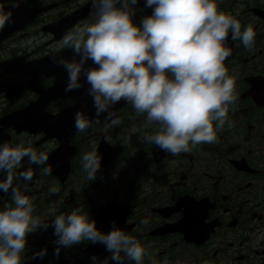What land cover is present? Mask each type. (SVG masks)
<instances>
[{
	"label": "flooded vegetation",
	"instance_id": "1",
	"mask_svg": "<svg viewBox=\"0 0 264 264\" xmlns=\"http://www.w3.org/2000/svg\"><path fill=\"white\" fill-rule=\"evenodd\" d=\"M22 2L27 9L48 11L0 45V142L48 153L51 175L41 176L32 165L33 180L18 181L34 198V215L51 225L49 205L57 214L81 207L99 230L107 233L115 222L140 240L157 264H264V0H218V9L236 16L242 30L253 25L255 44L249 51L231 34L226 42L232 54L225 66L238 95L228 114L231 126L217 132V142L176 156L140 142L138 137L157 126L144 129V117L130 104L118 111L119 126L100 119L77 133V111L95 116L88 86L64 92L67 80L58 79L62 67L51 58L71 51L57 47L66 29L55 25L91 0ZM15 6L16 0H0L2 8ZM93 22L88 13L74 27ZM19 42L24 49L13 48ZM12 63L33 68L19 73ZM132 127L139 131L127 138ZM93 144L103 157L101 169L95 181L86 182L80 161ZM28 166L26 158L20 170ZM51 185H59V194H49ZM10 195L0 192V208L11 202ZM144 219L150 222L144 225ZM53 232L50 226L28 235L22 264H91L94 255L110 256L102 244L89 242L61 248L56 256ZM45 248L44 257L32 258Z\"/></svg>",
	"mask_w": 264,
	"mask_h": 264
},
{
	"label": "clouds",
	"instance_id": "2",
	"mask_svg": "<svg viewBox=\"0 0 264 264\" xmlns=\"http://www.w3.org/2000/svg\"><path fill=\"white\" fill-rule=\"evenodd\" d=\"M138 3L91 0L94 22L67 30L58 42V48L72 53L71 58H51L67 74L64 92L87 84L86 95L95 109L94 118L84 111L75 113L76 132L86 133L101 117L109 127L119 126L114 106L124 101L137 117H144V129L157 126L138 137L141 143L176 156L217 142V132L226 123L231 126L230 106L238 100L235 80L225 66L232 54L226 42L231 34L233 41L240 40L251 51L256 38L253 25L242 30L236 16L218 9V0H145L144 6L152 8V13L136 23ZM10 23L12 12L0 7V30ZM138 131L132 127L127 138ZM26 158L29 166L21 171ZM102 158L95 144L82 155L86 182L97 179ZM48 159L47 151L0 142V175L4 177L0 192L11 193V202L0 208V264H22L28 235L50 226L57 237L56 256L61 248L89 242L102 244L110 253L104 260L92 256L91 264H144L145 259L157 264L148 246L116 227L115 222L107 233L99 230L81 207L57 214L54 204L49 205L51 225L34 215V198L20 190L18 181L33 180L36 172L32 165L40 169L41 176L51 175L53 167ZM48 192L59 194V185H51ZM149 222L141 221L144 225ZM46 253L47 249H42L32 258Z\"/></svg>",
	"mask_w": 264,
	"mask_h": 264
},
{
	"label": "water",
	"instance_id": "3",
	"mask_svg": "<svg viewBox=\"0 0 264 264\" xmlns=\"http://www.w3.org/2000/svg\"><path fill=\"white\" fill-rule=\"evenodd\" d=\"M22 6H24V5L21 4V5H19V7L16 8V10H15L16 17L12 18V23L8 24L7 28L4 29L0 33V42L3 38H5L7 36V33L19 30L26 23H29L30 19L32 20L36 15H38L40 13L39 10L28 11L27 13H24L26 11H22V9H23ZM21 13L27 14V16H22ZM70 20H72V19H70ZM73 21H71V24L73 23ZM75 21H77V20H75ZM65 22H67V21H65ZM62 56L66 57V58H71L72 53H71V51H67V52H64V54ZM89 65H91V61H89ZM32 68L33 67H31L27 70H30ZM57 76H58V79L60 78V80H67V74L63 68L60 69V74H58ZM90 100H91V98H90ZM124 105H126V102L121 101L120 103H118L117 105L114 106V110L117 111L118 109L122 108ZM94 115H95V113H94ZM101 118H103V117H101Z\"/></svg>",
	"mask_w": 264,
	"mask_h": 264
},
{
	"label": "rangeland",
	"instance_id": "4",
	"mask_svg": "<svg viewBox=\"0 0 264 264\" xmlns=\"http://www.w3.org/2000/svg\"><path fill=\"white\" fill-rule=\"evenodd\" d=\"M144 5H145V0H139L138 5L136 6L137 12H136V15L134 17V21L136 23H139L142 17L150 15L151 8H146ZM25 46L26 45L24 42H19V43L13 45V48L24 49Z\"/></svg>",
	"mask_w": 264,
	"mask_h": 264
}]
</instances>
